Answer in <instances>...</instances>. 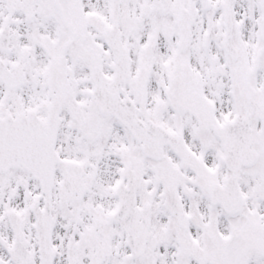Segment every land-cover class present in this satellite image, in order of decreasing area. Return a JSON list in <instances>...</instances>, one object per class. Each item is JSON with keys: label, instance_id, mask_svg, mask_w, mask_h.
<instances>
[{"label": "snow or ice", "instance_id": "1", "mask_svg": "<svg viewBox=\"0 0 264 264\" xmlns=\"http://www.w3.org/2000/svg\"><path fill=\"white\" fill-rule=\"evenodd\" d=\"M0 264H264V0H0Z\"/></svg>", "mask_w": 264, "mask_h": 264}]
</instances>
